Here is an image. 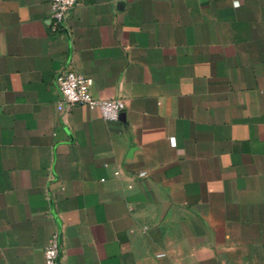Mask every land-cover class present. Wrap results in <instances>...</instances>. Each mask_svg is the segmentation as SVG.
I'll return each instance as SVG.
<instances>
[{"label":"crops","instance_id":"0c3cea01","mask_svg":"<svg viewBox=\"0 0 264 264\" xmlns=\"http://www.w3.org/2000/svg\"><path fill=\"white\" fill-rule=\"evenodd\" d=\"M50 15L0 0V264H264V0ZM61 71L121 119L60 113Z\"/></svg>","mask_w":264,"mask_h":264},{"label":"built area","instance_id":"2783aa9c","mask_svg":"<svg viewBox=\"0 0 264 264\" xmlns=\"http://www.w3.org/2000/svg\"><path fill=\"white\" fill-rule=\"evenodd\" d=\"M80 0H50V28L53 33L67 32L72 11ZM93 80L73 71H61L56 74L61 101L58 111L66 114L75 106L98 109L108 122H118L125 112L126 104L122 99H98L92 94ZM45 264H61L60 235L54 233L45 249ZM163 256L160 255V257Z\"/></svg>","mask_w":264,"mask_h":264}]
</instances>
